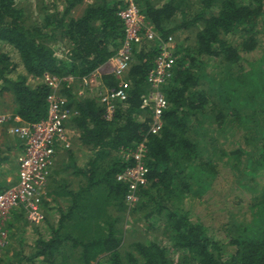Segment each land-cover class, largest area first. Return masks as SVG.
<instances>
[{"label": "trees", "instance_id": "1", "mask_svg": "<svg viewBox=\"0 0 264 264\" xmlns=\"http://www.w3.org/2000/svg\"><path fill=\"white\" fill-rule=\"evenodd\" d=\"M21 1L0 0V100L11 94L12 115L35 123L48 116L44 75L73 77L72 86L62 85L78 112L67 126L78 132L88 159L84 167L70 164L82 184L70 191L65 183L58 187L65 195L49 192L43 222L31 224L19 213L33 236L29 252L23 240L20 249L12 248L10 241L23 237L7 224L0 264H264V52L247 58L264 42V0H138L160 37L196 30L193 43L177 44L175 66L161 86L168 107L158 134L150 131L151 111L142 108L157 43L134 48L126 78L129 97L118 104L113 120L89 91L82 95L77 89L121 48L122 0H91L80 16L74 11L86 0H63L62 10L54 5L55 11L44 10L35 22H29ZM104 83L117 85L114 77H104ZM142 143L148 185L130 208L128 186L117 176L134 162L119 151ZM12 144L8 151L20 149ZM7 159L0 155V166ZM222 168L231 174L235 191L249 194V202L241 217L239 207L231 211L215 234L193 219L191 207L213 193ZM57 182L55 177L53 185ZM63 197L66 205L59 202ZM128 213L150 230L162 227L163 236L125 229Z\"/></svg>", "mask_w": 264, "mask_h": 264}, {"label": "built area", "instance_id": "2", "mask_svg": "<svg viewBox=\"0 0 264 264\" xmlns=\"http://www.w3.org/2000/svg\"><path fill=\"white\" fill-rule=\"evenodd\" d=\"M125 5L120 9L119 16L125 25V38L112 62L113 73L117 85L104 84L97 71L85 77L79 85L89 87L93 96L102 105L106 119L113 120L120 102L129 97L130 83L126 79L134 57V48L146 43H157L158 56L155 68L149 73L147 82L150 86L144 96L142 108L149 109L152 113L151 133L158 134L163 126V114L168 107V101L161 89L167 77L171 76L175 66L177 43L173 36L162 38L156 32L154 26L149 23L138 0H122ZM108 62V63H109ZM46 86L50 89L47 98L49 105L46 119L35 122H23L20 117L11 114L0 113V126L15 121L9 132L23 144V150L18 155V182L12 187L0 192V255L8 243L9 232L7 229L11 211L20 208L26 214L31 224H40L45 219L42 210L43 203L48 200V185L52 169L55 165L56 155L59 149L71 147L70 132L67 123L78 112L69 106L68 98L63 94L64 82L70 87L75 83L73 77L59 78L46 73L43 77ZM86 89V88H85ZM86 91L81 90L80 94ZM147 154L145 144H140L135 149L122 148L119 156L126 162L133 161L132 166L125 168L117 176L119 182L128 186L126 203L132 208L140 200V191L148 185L149 168L144 162Z\"/></svg>", "mask_w": 264, "mask_h": 264}, {"label": "rangeland", "instance_id": "3", "mask_svg": "<svg viewBox=\"0 0 264 264\" xmlns=\"http://www.w3.org/2000/svg\"><path fill=\"white\" fill-rule=\"evenodd\" d=\"M155 3L160 4L161 2L163 3L165 0H153ZM54 5H58V9L62 10L65 5H67L63 0H22L19 4V6L23 9L26 10V16L27 19L29 20V22H35L41 18L44 17V10L49 9V10H53L54 9ZM85 3L82 4L81 6H79L75 11L74 14L75 16H80L81 13H83L84 9H85ZM195 31L196 30H192V31H185V32H178L175 35H172L175 38L176 43L179 45V43H183L186 42L188 44H191L194 42L195 40ZM148 45H153L154 43H146ZM145 45V44H144ZM143 46V45H142ZM142 46L138 47L141 48ZM58 55H62L64 48L61 47L60 45L56 48ZM8 51V50H7ZM264 52V42L262 43L261 47L259 48V50L254 53L252 56L249 55L247 58L248 59H257L261 56V54ZM11 55L14 56V58L16 57V54L11 51ZM19 71H23L21 68L19 69ZM129 73H127L128 75ZM127 75L125 76L126 78ZM86 88V89H85ZM84 85L81 84L77 87V89H81L83 91L87 92L89 91V93H91V95L93 94V92H91L89 89V87H85ZM94 95V94H93ZM92 95V96H93ZM2 97V96H1ZM94 97V96H93ZM14 106L13 104V98L11 96V94L7 93L5 94V97H2L0 100V113H5V114H11L12 115V111L11 106ZM5 108V109H4ZM18 123H16L15 121H12L11 124H7V125H1L0 126V155H5V157H8L6 163L3 165V170H6V172L8 171L9 173H11V175L14 177L15 176V172L17 169V155L16 153L18 152V150H13V151H8L7 149L9 147L13 146V142L14 145L16 146V148L19 146L20 147V143L19 145L16 143L15 138H17V136L11 134L9 132L10 128L14 125H16ZM3 142H7V144H2ZM9 145V146H6ZM5 172V173H6ZM18 180V179H17ZM16 180V182H18ZM14 183H10L7 184L6 183V176L1 175L0 176V192H3L4 190L8 189L9 187L14 186ZM5 188V189H4ZM48 193L49 188H48ZM212 194H207L202 198L199 199H195L193 201L192 207L191 209H194L195 212V216H193V219H200L201 221H203L205 224L209 225L212 230L213 233L215 232V234H217L219 231H222V227L228 223V221L231 219V211H235L238 207L241 210H236V215L241 217L242 213L244 211H246V209H244L248 202H249V194L244 192L243 190H237L235 191L233 189V178L231 176V174L225 169L222 168L219 177L217 178V180L215 181L214 185H213V190H212ZM50 197L47 196V201H50L49 199ZM190 201V199L188 200ZM14 210H20V208H14L11 211V214ZM148 225L146 222H137L134 218V216L132 214H127L126 217L124 218V221L122 223V227H124L127 230H131V229H141L142 232L144 233H148L149 235H156L155 239L157 237H161L163 236L162 234V227H160V230H150L148 229ZM162 228V229H161ZM141 232V233H142ZM143 237V236H142Z\"/></svg>", "mask_w": 264, "mask_h": 264}, {"label": "crops", "instance_id": "4", "mask_svg": "<svg viewBox=\"0 0 264 264\" xmlns=\"http://www.w3.org/2000/svg\"><path fill=\"white\" fill-rule=\"evenodd\" d=\"M91 3V0H86L85 1V8L87 7V5ZM85 10V9H84ZM84 12V11H83ZM82 14V13H81ZM101 79L103 81L104 77H110V75H112L113 73V66H112V62L107 63L106 65L103 66V68L98 70ZM104 83V81H103ZM105 84V83H104ZM91 95V93H90ZM68 130L70 132V142H71V147L69 149H59L56 155V160H55V165L52 169L51 172V177L49 180V191L50 193H58L60 191H63L64 195L65 192L63 189H58V187L60 186H65L67 187V190L70 191L74 188H76L78 185L83 183V179L79 176H77L74 172V169H71L70 164L71 163H77L79 167H84L85 166V162L87 161V154H88V149L85 147H82L80 141H79V134L76 130H74L71 127H68ZM23 150V144L22 142L20 143V149L18 150V152L16 153L17 158L18 155L22 152ZM70 153H73L74 157L71 158L70 157ZM17 160V159H16ZM3 165L2 164L0 166V176L4 175L6 176V183L10 184L12 183H16V180L18 179V164H17V169H16V174L13 177L11 175V173H9L8 171L6 172V170H3ZM6 172V173H5ZM57 178V184L53 185V179ZM83 180V181H82ZM65 183V185H64ZM52 185V187H51ZM5 189V188H4ZM49 195V193H48ZM50 200L51 197L49 198ZM67 197H63L59 199V202L61 204L65 205L67 204ZM63 205V206H65ZM20 212H22V214L25 216L23 219H25L26 221L28 220L26 217V214L20 209L18 210H14L11 214L10 220L8 222V224H14L15 226L12 228V231L15 233H18L20 236H22L23 238L21 240L19 239H12L10 241V245H12V248H21V244H22V240L24 241L25 244V249L27 252H29L31 250V247L33 246V236L31 235V230L30 228H26L24 229L23 226V221L22 219L19 220V216H20ZM58 218V217H57ZM22 227V228H21Z\"/></svg>", "mask_w": 264, "mask_h": 264}, {"label": "clouds", "instance_id": "5", "mask_svg": "<svg viewBox=\"0 0 264 264\" xmlns=\"http://www.w3.org/2000/svg\"><path fill=\"white\" fill-rule=\"evenodd\" d=\"M22 210V209H21ZM23 211V210H22ZM24 212V211H23ZM10 220V219H9ZM9 222V221H8Z\"/></svg>", "mask_w": 264, "mask_h": 264}]
</instances>
